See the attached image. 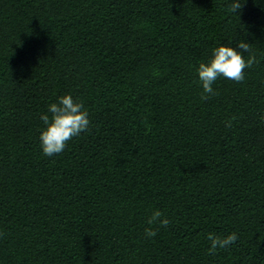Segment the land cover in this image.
<instances>
[{"label":"trees","instance_id":"1","mask_svg":"<svg viewBox=\"0 0 264 264\" xmlns=\"http://www.w3.org/2000/svg\"><path fill=\"white\" fill-rule=\"evenodd\" d=\"M233 2L0 0V264H264V0ZM239 41L259 63L202 101L199 63ZM64 95L91 130L46 157Z\"/></svg>","mask_w":264,"mask_h":264},{"label":"clouds","instance_id":"2","mask_svg":"<svg viewBox=\"0 0 264 264\" xmlns=\"http://www.w3.org/2000/svg\"><path fill=\"white\" fill-rule=\"evenodd\" d=\"M243 3L244 0H234L228 6V11L240 14ZM236 45V48L219 46L213 49L211 59L207 63H199L197 75L202 88L200 96L202 101H207L218 95L213 88V84L219 78L222 77L236 83H242L245 79V69L252 68L259 63L251 44L239 41ZM245 53L248 54L247 59L244 57ZM47 112L50 115L43 114L40 116V120L46 127L39 136L42 154L46 157L62 153L69 141L78 137L81 133L91 130L87 109L84 108L82 102L74 101L71 95H64L56 103L48 105ZM235 120L236 117L230 118L225 123V127L231 128ZM262 122H264V117H262ZM145 127L150 130V126L147 124H145ZM170 223V220L160 210H154L147 220L149 227L145 228V237H155L159 227L166 228ZM152 225H158V227L154 230L151 227ZM2 235L0 233V236ZM206 239L210 244L207 253L215 255L219 249H226L234 244L238 240V236L235 232L226 237L209 233Z\"/></svg>","mask_w":264,"mask_h":264}]
</instances>
